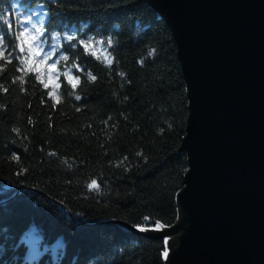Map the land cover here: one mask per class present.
Returning <instances> with one entry per match:
<instances>
[{
  "label": "trees",
  "instance_id": "1",
  "mask_svg": "<svg viewBox=\"0 0 264 264\" xmlns=\"http://www.w3.org/2000/svg\"><path fill=\"white\" fill-rule=\"evenodd\" d=\"M36 9L46 18L41 25L34 23ZM29 12L40 39L58 46L53 59L69 60L57 65L59 79L53 76L60 84L56 102L35 79H47L52 60L38 63L32 55L21 65L4 33L11 62L0 58V85L7 89L0 88V264H167L162 252H169L170 238L165 246V238L103 222L167 227L179 218L189 98L170 28L146 0H0L13 31ZM6 27L0 20V31ZM90 37L104 40L103 47L112 38L110 68L84 54L78 41ZM74 62L84 72L73 69L80 83L71 89L62 73ZM35 67L41 72L28 71ZM21 75L23 84L15 80ZM92 179L99 192L87 189Z\"/></svg>",
  "mask_w": 264,
  "mask_h": 264
},
{
  "label": "water",
  "instance_id": "2",
  "mask_svg": "<svg viewBox=\"0 0 264 264\" xmlns=\"http://www.w3.org/2000/svg\"><path fill=\"white\" fill-rule=\"evenodd\" d=\"M187 84L189 169L167 264H264V0H146ZM66 210L67 207L62 205Z\"/></svg>",
  "mask_w": 264,
  "mask_h": 264
},
{
  "label": "snow or ice",
  "instance_id": "3",
  "mask_svg": "<svg viewBox=\"0 0 264 264\" xmlns=\"http://www.w3.org/2000/svg\"><path fill=\"white\" fill-rule=\"evenodd\" d=\"M0 20L4 21V23L7 25V27L0 31V58L7 60L9 63L11 62L9 57L4 56V52L7 50L8 45L4 42V33L7 32L9 35L12 36V48L17 53V59L21 65H27V62L30 60L31 56L35 54L40 59L37 61L38 63H43L48 60H52V63L47 65V79L43 80L41 79V75H36L35 79L39 81L44 89L51 88V91L47 93L49 97H52L56 100V102H59L58 98L55 96L56 90L60 88V84L56 83L53 79V76L58 80L60 76V71L57 68V65L60 64V62L68 61L69 56L65 54H60L58 58L53 59L54 56H56L58 52V46L51 47L48 51L44 50L43 45L46 43V41H42L40 37L43 35V32L40 28H37L33 21V14L29 12V14L26 17H23L19 21V28L20 31H13L12 30V23L8 22V18L5 14L0 13ZM29 27H31L32 31L35 33V35H32L29 31ZM86 27V26H85ZM83 29H81L82 31ZM26 34H28L26 36ZM59 37V33L56 34V37L54 39H57ZM67 40L72 41L74 39L73 36L69 35L66 37ZM27 41V47H25V42ZM33 42H35V48L33 47ZM104 40H96L94 41L93 38H88L87 40L80 39L78 41V44L82 47L83 52L85 55H91L95 57L96 60L102 62V64L106 67H111L114 62V58L110 55L108 52V48H111L113 45V40L111 37L107 38V47L104 46ZM57 45H58V39H57ZM72 47H76L75 44L71 45ZM38 49V51H37ZM155 53V49H152L149 52V55H152ZM25 54V55H21ZM43 54V55H41ZM11 53H9V56ZM141 64L143 61H139ZM73 69L78 70L79 72H84V69L80 67L78 63H73L71 67H66V70L62 73L63 76L66 78V84L70 85L71 89H75L79 83H80V77L79 75H72ZM18 71H21L22 69H17ZM28 71H33L36 73H40L41 69L39 67L35 68H29ZM26 74V73H25ZM87 80L91 82H95L97 77L91 73V71H88L85 73ZM119 75L121 77L125 76V73L120 72ZM15 80H19L21 84L24 83V76H17ZM15 80L13 83H15ZM0 88L3 89V91L7 92L6 88H3L2 85H0ZM69 95H75L72 92H69ZM82 97L80 95H75V100L80 101ZM77 111H80V109H76ZM29 123H31V120H29ZM13 131L19 132V129H13ZM50 155H54V153H51ZM138 155H141L138 153ZM125 160L127 157L124 158ZM12 160L19 162L20 157L19 155L13 153L12 154ZM119 166V165H117ZM71 167V165H69ZM24 169H21V171L17 172V175L24 174ZM87 189L90 191H100V185L97 183L96 179H92L90 183L87 184ZM144 221L147 224L149 221V217H144ZM139 231L147 232V231H161L164 228V225H162L158 221H152L150 227L146 226H137ZM35 229L33 228L30 232L25 234V239H31L34 236ZM168 243V239H164V245L166 246ZM62 247V245H60ZM169 253L167 248L162 252V257L164 259H167Z\"/></svg>",
  "mask_w": 264,
  "mask_h": 264
},
{
  "label": "rangeland",
  "instance_id": "4",
  "mask_svg": "<svg viewBox=\"0 0 264 264\" xmlns=\"http://www.w3.org/2000/svg\"><path fill=\"white\" fill-rule=\"evenodd\" d=\"M45 16L42 13V11L40 9H36L35 10V17H34V23L36 24V22H38L40 25L45 21ZM38 28V27H37ZM41 29V28H40ZM29 31L32 35H35V33L32 31L31 28H29ZM28 35V34H27ZM33 47L35 48V42H33ZM44 50L48 51L51 47L47 46L46 43L43 45ZM38 51V49H37ZM34 57L37 59V61L40 59L39 57H37L35 54H33ZM43 55V54H41Z\"/></svg>",
  "mask_w": 264,
  "mask_h": 264
}]
</instances>
